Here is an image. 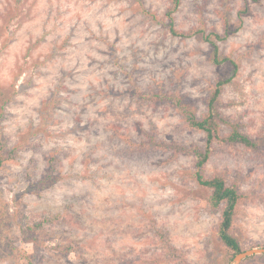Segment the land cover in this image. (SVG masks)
<instances>
[{"label": "rangeland", "instance_id": "obj_1", "mask_svg": "<svg viewBox=\"0 0 264 264\" xmlns=\"http://www.w3.org/2000/svg\"><path fill=\"white\" fill-rule=\"evenodd\" d=\"M170 8L0 0V264L232 262L222 207L193 177L188 150L206 137L185 116L204 117L228 66L200 35H171ZM173 17L188 33L229 27L218 46L239 70L219 108L262 142L216 143L204 174L241 193L242 249L264 248V0H180Z\"/></svg>", "mask_w": 264, "mask_h": 264}, {"label": "trees", "instance_id": "obj_2", "mask_svg": "<svg viewBox=\"0 0 264 264\" xmlns=\"http://www.w3.org/2000/svg\"><path fill=\"white\" fill-rule=\"evenodd\" d=\"M253 1L256 2L258 0ZM179 5L180 0H172V8L166 13V17L169 21L167 26L171 35L182 38L190 37L192 35H200L212 48L211 62L216 66H228L227 72L221 75L214 84L207 101V112L204 117L198 118L192 110H185V116L188 125L193 129L202 131L206 137L204 149L195 148L188 150L192 153L195 160V172L193 177L200 187L211 191L209 197V204L211 207L214 209L222 207L218 233L224 248L230 255L229 261L231 262L237 254L245 251L242 249L238 239L232 234L237 206L242 199V195L236 186H229L226 180L221 176L207 178L204 174V169L212 157L214 145L216 143L237 144L249 149H258L262 141L259 139H253L245 134L241 130L240 125L237 122H233L226 118L219 108V101L224 88L233 82L239 70L238 64L235 60L221 56L220 48L218 46V41H223L229 36V27L225 29L223 34L217 32L205 33L201 30L193 33L180 31L176 28L173 17L174 13L179 8ZM246 11H248L247 6L243 12ZM224 127L229 129L227 134L223 133ZM3 163L4 158L1 154L0 148V168ZM254 256L248 257L241 264L252 259Z\"/></svg>", "mask_w": 264, "mask_h": 264}, {"label": "water", "instance_id": "obj_3", "mask_svg": "<svg viewBox=\"0 0 264 264\" xmlns=\"http://www.w3.org/2000/svg\"><path fill=\"white\" fill-rule=\"evenodd\" d=\"M254 255H264V248H254L237 254L230 264H241L245 259Z\"/></svg>", "mask_w": 264, "mask_h": 264}]
</instances>
